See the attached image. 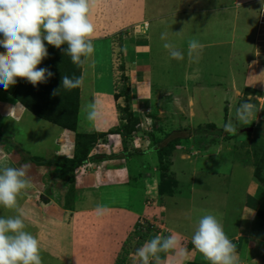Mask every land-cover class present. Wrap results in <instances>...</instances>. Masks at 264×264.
<instances>
[{"label": "rangeland", "instance_id": "374dc122", "mask_svg": "<svg viewBox=\"0 0 264 264\" xmlns=\"http://www.w3.org/2000/svg\"><path fill=\"white\" fill-rule=\"evenodd\" d=\"M231 1L97 0L90 12V19L95 25V31L91 39H98L101 43L98 48L94 49L93 53L95 57L99 58L97 61L102 63L101 66L99 64L101 73L98 75L107 74V77L109 75L112 80L113 89L111 88L108 92H111V99L115 101V105L114 103L112 104L113 110L111 111L112 116L115 115L117 119L116 123L113 124L110 117H107L110 119L107 124H113L112 127L96 129L92 125V121H89L86 116L81 117L76 114V126L72 132L37 119L28 112H21L20 109L12 110L15 113L14 118H16V115L22 117L18 119L19 122L14 121V118L0 119V169L4 167L18 168L23 164L28 165V177L32 186L22 193L30 198V202H28L30 208L27 209L23 203L21 204V201H19V204L20 210H24L27 214L24 221L27 226L26 230L36 236L40 243L45 246L44 249L47 251L45 252L47 255L45 254L44 256L47 257H42L43 264H89V261L92 260L90 254L93 250L91 248L82 249L78 253L77 248L71 247L73 231H70L68 227L71 224L68 223L70 221L68 219L69 213L67 212L68 214L58 220L51 216L53 211L47 212L51 210V207L56 208L55 204L59 202L62 211H66L72 200L76 201L72 199V196L77 192L72 187V182L75 181L77 173L80 174L81 172V175H84L83 173H95L89 166L82 167V170L75 173V170L65 168L63 164L73 162L78 157L88 159L89 156L92 157L93 155L103 158L102 161L107 162L109 161L107 159L111 158L109 156L112 155L120 158L123 157L122 155H131L133 160L139 158L136 156L140 152L138 148L133 149L130 147L129 149L132 153L125 154L128 145H126L124 137L126 136L128 124L126 121L122 122L119 120L121 118L119 108L124 106V101L122 97L119 99L120 102L116 101V97L122 83H127L130 86L129 79L128 81L122 79V74L125 76L122 41L133 35L135 36V34L142 33L143 30L145 32L143 31L144 34L142 36L145 35L148 38L151 35V28L148 27L147 22H151L154 17L156 19L157 17L163 18L165 21L162 24L157 23L160 26L155 28L158 42L155 40L152 43L155 44L156 53L158 52V60L155 56L153 57L155 64L152 62L153 78L151 79H155L157 74L165 75L168 72L172 81H181L184 75L189 74L190 87L199 83L203 87L206 85L208 90L206 91L208 99L207 94L199 92L197 101L184 105L183 100H174V104L171 106L167 101V97H170L171 94L169 95L165 88L160 89L159 84L155 80L153 82L154 102H152V106L146 109V112L148 113V118L154 121H142L144 124L150 125V130L148 129L149 131L145 132L147 137L146 144L150 147L151 143L158 140V147H162L168 143L165 145L167 150L160 156L155 151H151L149 147L148 150L143 151H148L151 154L149 161H154L156 164V172L151 171V174L155 175L157 181L160 174L168 180L172 178L176 185L177 183L180 185L181 180L186 181L187 178H189L190 182L184 188L187 196L181 198L179 203L172 204V206L171 204L168 206V204L176 200H164L162 204L158 203V205H163L164 207V209L159 207L160 216L163 215L164 218V214L170 216L172 213L173 215L169 220L174 223V219H180L178 225L190 235H193L195 230L192 232V223L194 220L189 221L187 216L191 214L198 220L203 213L211 212L221 220L225 219L223 228H226H224V231L227 234L230 231V226H232V231L235 228L236 223L234 221L237 219L238 207L242 201L245 203V201L260 197L264 203V34L261 33L257 25L260 9L257 4H260V2L253 3L251 8L242 5L239 10L235 11L232 9L228 11L227 7L231 6L229 5ZM202 14L204 19L201 20L200 16ZM234 14L237 17H234ZM177 32L180 33L177 34ZM162 33H167L166 40L161 39ZM190 39H196L206 44V47L199 53L198 58H193L192 62L186 65L187 59L191 57L188 55V41ZM178 40L180 42L176 43ZM166 42H171L182 50L184 59L180 61L171 59L168 50L163 47ZM182 42H185V44H181ZM220 42L222 44H219ZM216 43L218 45H215ZM159 49L164 50L165 57L160 55L163 52H160ZM152 54H155L154 49ZM253 61L257 62L256 66H254ZM81 68L82 66L80 71ZM89 70L90 67L86 69L87 72ZM80 76L81 74H79ZM232 82L238 88L236 95L231 90L222 104L220 96L223 89L217 85L223 84L226 87H231ZM84 83H86V80ZM212 87L215 88L214 92H218L216 97H213ZM192 90H189L190 96H192ZM87 92L88 90L86 89L83 95L86 96ZM243 102L255 105V114L250 118L249 124L238 123L235 119V110ZM79 105L78 101L77 113L80 110ZM137 110L136 107H132L127 113L129 112L132 115ZM197 113L200 115L197 116ZM10 115L12 116V112H10ZM209 118L216 119L214 122L209 121L208 123H213L216 129L221 130L224 138L222 136L219 138L215 135H196L192 132L198 126L205 124ZM229 120H232L239 129L235 135V137L237 136L236 138H228L229 140H227L225 137L228 134L219 125L227 123ZM107 124L102 123V126ZM246 127H252V131L250 133H241L240 131ZM184 130L193 133L191 134L192 136L185 138L188 132ZM171 140L172 142L170 143ZM204 142L205 150L211 146L218 145L219 150L232 151L237 148V145L240 148L239 152L246 153L242 157L244 158L247 155V160L251 161L250 165L252 166L250 167L253 169L251 176L248 173V169H246L247 172H243L237 165H235V176L233 177L230 176L233 172H230V175L227 173V166L222 169L224 171H219L218 175L212 174L211 171H205L207 174L204 171L201 174L200 171L199 175H194L192 170L193 162L201 158L206 163L204 160L211 157L204 155L202 153L203 150L200 149V145ZM248 151L252 153L249 154ZM216 159L217 161L225 162L220 156L216 157ZM93 160L89 159V162L94 164L96 160ZM235 162H237V159ZM83 164L85 166L87 163L84 162ZM109 164L112 163H105V170L112 169V165ZM135 168V165H129L131 171H136ZM185 168L189 169L185 170ZM183 172L185 174L188 173L189 177H182L185 175ZM148 180L149 187L146 190L153 192V189L150 188L152 179ZM192 180L194 182L191 183ZM219 180L227 182L228 187L232 186L231 189L233 191L227 195V198H225L223 190L217 191L213 187V184L217 186ZM202 182L204 184H201ZM232 182L233 185H231ZM250 182L256 184L257 187L254 189L250 188ZM38 183L40 187L36 186ZM140 184V181H138L136 184L132 183L120 193H109L113 199H110L109 195L108 197L105 195V197L107 200L108 198L112 200L110 204L115 202L120 206H129L131 205L129 197L141 192ZM181 188H183L182 185ZM189 188L193 189L190 195L188 193ZM247 189L251 190L250 193H256L257 191V194H254V198L247 196L245 193ZM104 199L103 197L98 198V201L104 202ZM137 204L138 201H136L134 207ZM32 205H34L33 208H31ZM183 206L190 207V212L181 214ZM259 213L257 214L254 209L248 213V217L252 216L251 221L254 219L256 221L254 217L256 215L260 216ZM15 214L16 210H6L0 206V216L7 217ZM183 217H186V220ZM219 218L218 220L220 221ZM258 218H261L263 224L259 222L254 231L249 227L247 229L250 232L243 234L240 231V233H235L236 235H232L229 238L236 245L239 254V264H264V216L261 215ZM157 222L161 223V221ZM161 224L163 225L164 223ZM139 226L137 230L135 227L132 229L125 240V247L120 248V251L114 254L116 256L114 264H141L137 256L135 261L133 260L135 255L132 258L128 257L129 252L137 250L135 247L140 245L137 242H141L150 236L155 237L156 234L151 235L150 233H157L159 230L155 227L152 228V224L147 221ZM38 231H41V233L35 234ZM137 231H141L145 238H138L139 233L136 235ZM167 235L169 233L165 231L163 236ZM132 242L135 247H132ZM49 245L55 246L56 249H47ZM90 247L96 248V244H91ZM58 249L62 250V254L59 258L51 259L52 252L54 253L53 257H56ZM71 249L72 255L69 256ZM104 253L107 254V252L100 251L97 254L100 256V254ZM66 254H68V257ZM164 256V252L158 253L159 260L163 259ZM189 257V259H185L184 264H209L194 246L192 255ZM97 264H107V261L102 257Z\"/></svg>", "mask_w": 264, "mask_h": 264}, {"label": "crops", "instance_id": "0c3cea01", "mask_svg": "<svg viewBox=\"0 0 264 264\" xmlns=\"http://www.w3.org/2000/svg\"><path fill=\"white\" fill-rule=\"evenodd\" d=\"M259 1L260 0H232L231 3L229 4L231 6L227 7L229 9L227 10L230 11L233 9L236 11V10H239V7H241L242 5L247 6V8H251V5L253 3H258ZM158 11H160V9H158ZM234 17H237V15L234 14ZM200 18L201 20L204 19V15L202 14ZM164 21L165 20L163 18L160 19V17H157L156 19L154 17L151 22L150 21L147 22L148 27L151 28L150 29L151 35L148 38L145 35L142 36V34H144L145 32L143 30L144 32L142 31V33L140 32L138 33V35L135 34V36L133 35L132 37L130 38L128 37L126 39H123L122 41L123 42L122 44L123 45V58H124V64H125L124 73H125V76L128 77L130 81V86H129L130 95H131L130 108L136 107V109H138L137 112H135L134 114L137 115L140 122L144 121L145 118H148L147 116L148 113L146 112L147 111L146 109L149 106H152L151 104L152 102H154V99H153L154 80L159 84L160 89L165 88L166 92L169 95L171 94L170 97L169 96L167 97V101L169 102V105L171 106L174 104V100H178V101L183 100L184 105H189L190 102L192 101L195 102L198 100L199 92L207 94V99H208V93L206 92L208 91L206 89L207 86L205 85V87H203L199 85L198 83L190 87L189 74L184 75V78L181 81H172L171 76L168 72L165 73V75L157 74V77L155 79H151L153 78L152 62L153 64H155L153 57L155 56L158 60V57H157L158 52L156 53V48L154 46L155 44H153L152 41L157 40L158 42V37L155 34V28H158L160 26L157 23L162 24V22ZM91 40L94 45V49L98 48L101 42L98 41V39H94V38ZM200 43L203 45V49H204L206 47V44L202 42ZM219 44H222V43L220 42ZM215 45H218V43H216ZM153 49L155 51V54H152ZM159 50L160 52H163V53H160V55L165 57L164 50L163 49H159ZM3 51L4 49L0 47V52H3ZM191 57L187 59L185 63L186 65L192 62L193 57L192 58ZM97 60H99V58H97V56L95 57L94 53H92L88 58H86L85 63L81 65L82 68H81L80 74L83 77L84 82L86 80V83H83V85L79 87L78 101L80 104L79 105L80 110H79V113H77V115L81 117L83 116L85 117L86 113L83 110L85 109L86 106H89L94 103L96 104L97 110L100 113V115L95 121H92V125H94V128L96 129L103 128V127L104 129H108L112 127V125L115 124L117 120L115 118V115L112 116V111H111L113 110L112 104L114 103L115 105V101H112L111 99L112 96L110 95L111 92L110 91L108 92V90L112 88V85H111L112 80L110 79L109 75L107 77V74L98 75L99 73H101L99 64L101 66L102 63H100V61H97ZM253 64L254 66H256L257 62L253 61ZM88 67H90V70L87 72L86 69ZM24 84H25V81H23V79L17 78V83L13 86V88L23 86ZM87 84H88V87L86 89L88 90V92L85 96L83 95V92L86 91L85 87ZM217 86L223 89L222 94L220 96L222 104H223V100L224 101L226 100L225 97L229 95L228 92L232 90L236 95V91L238 89L237 86L233 82H232L231 87H228V86L226 87L223 84H218ZM189 90L193 91L192 96L189 95ZM211 90H212V94H214L213 97H216L218 92H214L215 88L213 87ZM209 92H210V89H209ZM119 99L120 98L116 99V101L120 102ZM17 109H20L21 112L23 111L26 113L28 112L27 110H25V108L20 103L14 100L9 94L5 93L0 87V119H4V118L13 119L14 118L13 116L15 113L12 110H17ZM10 112H12V116L10 115ZM190 112L192 113V111ZM194 112L195 110L193 111V114ZM198 113L196 114L197 116L200 115ZM107 117H110V119L113 121V124L111 125L107 124L108 121L110 122V119ZM20 118L22 117L16 115V118H14V121L19 122L18 119ZM119 120L122 121L121 118ZM207 120L208 121H206L205 124L208 123L209 121L214 122L216 119L209 118ZM102 123H105L107 125L102 126ZM98 131H101V130H98ZM126 145H128V148L125 154L132 153L129 148L130 147L133 148V147L130 145V143ZM218 147H219L218 145H214V146L209 147L206 150H203L202 153L204 155L206 154L211 157L206 158L204 160L206 161V163L203 162L201 158L196 160V162L195 161L193 162V168L192 167L191 168L194 171V175H199L200 171H201V174L203 173V171L204 172L211 171L212 174L218 175V172L224 171L222 169H224L227 166L228 167L227 173H229L230 175V172H233L230 175L231 177H233L235 176V165H237V167H239L240 170H243V172H247L246 169H248V173L251 176V173H253L252 172L253 169L250 167L251 161L247 160L248 158L247 155L244 158L242 157L246 153L239 152L240 148L237 145H236L237 148L232 151L231 150H226V151L219 150ZM72 151H73V143H72ZM122 156H123L122 158H120L119 156L114 157L113 155L109 156L111 158L107 159L109 160L108 162L102 161L103 158L97 157L95 155H93L92 157L89 156L88 159L81 157L85 159L84 162H86L87 164H85V166L84 164H82L80 165L81 167L79 166L77 167L78 169L75 168L73 169V171L75 170V173H77L80 170H82V167L89 166L91 169L95 171V173L94 172H91L88 174L83 173L84 175H81L82 174L81 172L80 174L77 173L75 177L76 178L75 181L72 182V187H74L75 190L77 191L76 194L72 196V199H75L76 201L72 200L69 206H67L68 209L66 211L65 210L62 211V208H60L61 205L59 202L55 204L56 208L51 207L50 208L51 210H48L47 212L50 213L53 211L51 213V216L58 220L62 218L65 214L69 213L68 219H70L71 221V218H72V221L71 222L68 221V223H71V224L69 225L67 224V225L70 228V231H73V241H72L71 247L77 248L78 253L82 249L86 250L88 247L91 248V250H93L90 254L92 260L89 261L90 263L88 262L89 264H97L98 261L102 257L107 261V264H114L115 259H116L115 258L116 256L114 254L120 251V248L125 247L124 246L125 240L130 235V232L134 228L135 223H138V222L145 223V221H147L148 223H155V224H158L157 221L159 222L161 221L164 223L163 225H157L158 227L163 228L164 232L162 231L159 234L150 233L151 235L157 234V235L163 236L165 231H168L169 235L178 234L181 238V242L183 246L187 247V250H188V255L185 259H189L190 258L189 256L192 255V252H193V245L191 243L192 235H190V233H188L180 225H178V222L180 219H174V223L173 221L169 220V218H171V216L173 215L172 213L170 214V216H167V214H164V218H163V215L160 216L161 214H159L160 213L159 209L160 208L164 209V207L163 205H158V203L162 204L164 200L165 201L166 200H169V201L176 200L173 203L168 204V206L170 204L172 206V204H176L177 202L179 203V200L181 198H185L187 196V192L185 193L184 188H186L187 183H190L189 178H187L186 181L181 180L180 185L177 183L176 188L174 191H172L171 196L169 195V196L159 197L157 193L158 181L156 180L155 175L151 174V171L156 172L155 162L149 161V159H151V154L148 153V151L143 152V154H136V156L139 157L136 160H133L132 159L133 157L131 155L130 156L122 155ZM219 156L223 160H225V162L217 161L216 157H219ZM93 158L97 162L94 161ZM89 159H92L94 161V164H91L89 162ZM236 159H237V162H235ZM113 162L115 163L113 164ZM105 163H112V164H109V165H112L111 167L112 169L105 170L106 169ZM129 165H133V166L135 165L136 171L135 170L131 171L129 169ZM188 169L189 168H185V170H188ZM182 177H189V174L187 173ZM138 178H142V179H138ZM148 179H152L150 188L153 189V192H149L146 190L149 187ZM193 180L191 181V183L194 182ZM138 181H140L141 183L140 184L141 192H139V194H134L131 197H129V202L131 205L120 206L118 205V203H115V202H113V204L112 203L110 204V201L112 200H109V198L108 200L106 199L109 193L111 192L116 193V194L120 193V191L125 190V188H128L130 185H132V183L136 184ZM201 184H204V182H202ZM181 185L183 188H181ZM231 185H233V182ZM36 186L40 187V184L38 183L36 184ZM213 187L217 191L223 190L225 198H227V195H229L231 191H233V189H231L232 186L228 187V183L225 181L221 182L219 180V182H217V186L213 184ZM249 187L250 188L252 187L254 189L255 187H257V185L250 182ZM192 191L193 189L189 188V191H188L189 195L192 193ZM250 191H251L250 189H247L245 190V193L247 194V196L254 198L255 197L254 194L256 193H250ZM20 196L21 198H19V201H21V204L23 203L25 207L29 209L30 206L28 205V202H30V198L27 197V195L24 196L23 193H21ZM102 197L105 198L104 202L98 201V198H102ZM110 199H113V198L110 196ZM60 201H61V197H60ZM136 201H138V204L136 207H134V204H136ZM248 201H245V203L244 201H242V203H240V206L239 207L237 206L239 209L237 213V219L234 221L236 225L233 231H232V226H230V231L229 233L226 234L228 238H230L232 235H236L238 232L240 233V231L241 233L245 234L246 232H250V230L248 231L247 228L249 227L253 228V222L251 221L252 216L248 217V213H250L252 210L256 209L257 207L256 208L250 207L249 205L251 204V201L254 203V205H255V202L253 200H248ZM97 205H103L107 209V212L102 217H98L95 213V209ZM33 207L34 205L31 206V208ZM21 211H24V210H21ZM42 211L44 212L43 208H42ZM184 212L189 213L190 207L183 206V212H181V214H183ZM210 213L211 212H208L207 214H210ZM202 215H205V213H203ZM216 217L217 219L219 218L218 216ZM183 218L184 220H186V217H183ZM187 218L189 221L194 220V222L192 223V228H193L192 232H193L197 226V222L199 218L198 220H196L191 214H189ZM224 220L225 219L223 220L220 219V222L222 223V225L225 222ZM36 233L40 234L41 231L35 232V234ZM152 238L154 237L150 236V237L145 238L141 242H137V244L138 243L140 244L137 247H135L133 243L134 241L131 243V245L132 247H135L138 249L146 241H149ZM91 244H96V248L90 247ZM54 245H55V241H54ZM44 247H45L44 244L42 245V243H40L41 257H47V256H44L46 254L45 252H47L44 249ZM48 248L56 249L55 246H50V245L47 247V249ZM99 251L107 252V254L104 253V254H100L99 256V254H97ZM134 251L137 252V250H133L129 252L128 257L132 258L133 255H135L133 257V260L135 261L136 252ZM53 254L54 253L52 252V256H50L51 259L59 258V256L62 254V250L61 249L57 250L56 257L55 256L53 257ZM70 255H72V249L69 252V256ZM66 256L68 257V254H66ZM185 259H183L182 261L178 260L175 255V252H168V253H165V256L163 257V259H160L157 261L156 258H152L150 263H153V264H184ZM138 261L141 262L139 258H138Z\"/></svg>", "mask_w": 264, "mask_h": 264}, {"label": "clouds", "instance_id": "9594fccd", "mask_svg": "<svg viewBox=\"0 0 264 264\" xmlns=\"http://www.w3.org/2000/svg\"><path fill=\"white\" fill-rule=\"evenodd\" d=\"M96 3L97 0H0V47L4 49L0 52V86L8 90L17 83V78L26 80L33 87L46 83L54 74L49 68H38L48 56L45 42L57 49L67 45L63 50L64 54L78 67L83 65L94 51L91 37L95 25L90 19V12ZM161 39L166 40L167 33H162ZM163 47L168 50L171 59H184L183 51L175 44L166 42ZM202 49L203 45L198 40L188 41V55L194 59L198 58ZM83 83L82 76L65 75L61 78L60 87L71 91L81 87ZM57 91L54 90L53 95ZM254 109L255 105L252 103H240L235 110L236 121L249 124L250 118L255 114ZM83 111L89 121H95L100 115L94 103L86 106ZM219 127L229 135H236L239 129L232 120L221 123ZM140 129L144 133L148 132L150 125L140 122L136 130ZM148 147L149 145L146 150ZM31 186L28 165L0 169V206L6 210H16L15 215L0 216V264H43L40 241L26 230L24 221L27 214L20 210L18 199L22 191ZM106 212L103 205H97L95 213L98 217ZM161 223H150L152 228L159 230L157 234L162 232L163 228L157 226L162 225ZM138 224L143 225L144 222ZM157 234L137 249L136 256L141 264H150L152 258L158 261V253L161 252H175L177 259L181 261L187 257L188 250L178 234ZM191 243L209 264H239L236 245L228 238L222 223L213 214H205L199 218Z\"/></svg>", "mask_w": 264, "mask_h": 264}, {"label": "trees", "instance_id": "16d2710c", "mask_svg": "<svg viewBox=\"0 0 264 264\" xmlns=\"http://www.w3.org/2000/svg\"><path fill=\"white\" fill-rule=\"evenodd\" d=\"M45 45L48 50V56L38 65V68H45V67L49 68L50 71L54 74L51 78L47 80L46 83H40L37 86L33 87L30 83H28L26 80L23 79V81H25V84L23 86L16 88H13V86H11L8 90H5L2 86L0 87L5 93L9 94L14 100L20 103L29 113H31L36 118L51 123L57 126L58 128L73 132L76 126L79 88L72 89L71 91H67L60 86H61V78L65 75L69 77H73V76L79 77L81 66L78 67L77 65L73 64L71 62L70 57L64 54L63 50L67 47V45H62L60 49H57L51 45H47L46 42ZM122 79L128 81V78L123 74H122ZM54 90H58L56 95H53ZM120 97H122L124 101V106L119 108L121 112L120 115L121 120L122 122L126 121V123L128 124L126 129V136L124 137L126 144H128L130 142V137L136 131L137 126L140 123V120L137 117V115L135 114L131 115L129 112L127 113V111H129L130 109V101H131L129 84L127 85V83L126 84L122 83L120 90H118L117 92L116 99ZM184 131L188 132L185 138L192 136L191 134L193 133L196 135H215L218 136L219 138L220 136H222V138H224V136L222 135V131L216 129L213 123H206L203 124L202 126H198L197 129L192 131L193 133L189 132L188 130H184ZM234 137L235 135L228 134L226 135L225 139L229 140ZM171 142L172 140L170 141V143ZM158 143H159L158 140L154 143H151L149 148L155 151V153H158V155L160 156V154H162L167 150V148H165V145L168 142L162 147H158ZM200 146H201L200 149L205 150L204 149L205 142L202 143ZM248 153L251 154L252 152L248 151ZM84 161L85 159L78 157L73 162H70L68 164H63V166L65 168H69L73 170L79 167L80 165H82ZM165 178L166 177L162 176L161 174L158 177L159 182L157 184V193L159 197H163L165 195L171 196L172 191H174L176 188V183L172 178L171 180ZM253 201L255 202V205L252 202L249 206L252 208L257 207L255 209L256 213L258 214L260 212L259 215L264 216L263 200L260 197H257L253 199ZM260 216L256 215V217H254L256 218V221L255 219L252 221L253 231L257 228L259 222L263 224L261 218H258ZM134 227L137 230L140 226L138 223H136ZM138 233H139V237L137 236L138 238H142V239L145 238V235L142 234L141 231H137L136 235Z\"/></svg>", "mask_w": 264, "mask_h": 264}, {"label": "built area", "instance_id": "2783aa9c", "mask_svg": "<svg viewBox=\"0 0 264 264\" xmlns=\"http://www.w3.org/2000/svg\"><path fill=\"white\" fill-rule=\"evenodd\" d=\"M259 14L257 18V25L259 26V30L261 31L262 34H264V0H260L259 4ZM142 128V127H141ZM147 131V130H145ZM146 135L143 131L141 130H136L130 137V145L134 148H138L140 151L146 150L147 148V139Z\"/></svg>", "mask_w": 264, "mask_h": 264}, {"label": "water", "instance_id": "95a60500", "mask_svg": "<svg viewBox=\"0 0 264 264\" xmlns=\"http://www.w3.org/2000/svg\"><path fill=\"white\" fill-rule=\"evenodd\" d=\"M252 131V127H246L244 129H242L240 132H243V133H250Z\"/></svg>", "mask_w": 264, "mask_h": 264}, {"label": "bare ground", "instance_id": "6f19581e", "mask_svg": "<svg viewBox=\"0 0 264 264\" xmlns=\"http://www.w3.org/2000/svg\"><path fill=\"white\" fill-rule=\"evenodd\" d=\"M185 40H186V39H185ZM179 42H180V40H178V42H176V43H179ZM183 43L185 44V42H182L181 44H183ZM231 224H232V223H231Z\"/></svg>", "mask_w": 264, "mask_h": 264}]
</instances>
